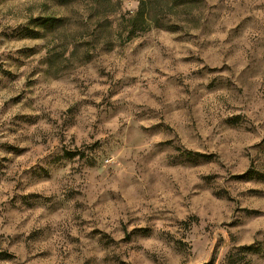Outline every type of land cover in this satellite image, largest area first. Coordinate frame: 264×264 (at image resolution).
I'll return each mask as SVG.
<instances>
[{
	"label": "rangeland",
	"instance_id": "1",
	"mask_svg": "<svg viewBox=\"0 0 264 264\" xmlns=\"http://www.w3.org/2000/svg\"><path fill=\"white\" fill-rule=\"evenodd\" d=\"M0 264H264V0H0Z\"/></svg>",
	"mask_w": 264,
	"mask_h": 264
},
{
	"label": "trees",
	"instance_id": "2",
	"mask_svg": "<svg viewBox=\"0 0 264 264\" xmlns=\"http://www.w3.org/2000/svg\"><path fill=\"white\" fill-rule=\"evenodd\" d=\"M145 1V0H144ZM145 3V2H144ZM145 13H141V14H138L137 16H134V17H130V28H129V35L131 36L133 33H136L140 30V26H142V23L139 21V19H142L141 21L142 22H146V18H145ZM202 155V154H201ZM203 157H207L206 156H203Z\"/></svg>",
	"mask_w": 264,
	"mask_h": 264
}]
</instances>
